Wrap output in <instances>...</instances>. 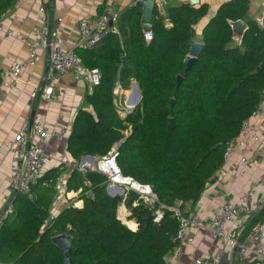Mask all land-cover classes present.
Segmentation results:
<instances>
[{
	"label": "trees",
	"instance_id": "trees-1",
	"mask_svg": "<svg viewBox=\"0 0 264 264\" xmlns=\"http://www.w3.org/2000/svg\"><path fill=\"white\" fill-rule=\"evenodd\" d=\"M15 1L0 0V13ZM247 11V0L222 3L203 27V48L188 68L194 25L206 15L205 4L168 6L166 14L154 7L149 41L140 2L118 13L113 26L118 33L108 31L97 45L75 49L101 78L86 94L88 107L76 112L68 153L76 159L104 155L117 144L122 174L149 184L158 202L195 203L223 164L224 142L239 133L262 100L264 15L261 25L247 21L239 44L229 23L244 19ZM131 80L140 100L121 117L113 89L117 81L127 86ZM60 173L47 170L31 187V197L16 193L12 198V212L0 226V264H62L60 248L52 242L57 234L70 236V264H167L165 256L180 242L172 211L164 208L158 221L146 220L157 203L147 205L134 192L110 196L105 176L90 169L73 171L67 179V190H78L81 205L68 202L50 218ZM122 202L135 229L118 217Z\"/></svg>",
	"mask_w": 264,
	"mask_h": 264
},
{
	"label": "crops",
	"instance_id": "crops-1",
	"mask_svg": "<svg viewBox=\"0 0 264 264\" xmlns=\"http://www.w3.org/2000/svg\"><path fill=\"white\" fill-rule=\"evenodd\" d=\"M228 0H197L194 6L205 4L206 15L201 17L194 25L192 40L203 43L202 29L207 21L217 11L218 7ZM248 11L244 19L247 26L248 20H256L262 23L261 9L264 7V0H247ZM141 0H16L14 5L5 10L9 19L2 23L3 29L10 28L13 36L4 38L0 31V71L9 66L14 59H25L26 48L19 40V36L26 38L34 37L35 27L41 24L38 6L43 3L45 6L44 16L55 24L59 18L58 35L67 42H75L78 37V24L80 20H87L94 25L105 7L116 13L133 6ZM189 3V0H168L167 4L158 10L166 14L168 6ZM190 4V3H189ZM261 20H258V18ZM165 25L170 26L171 22L165 19ZM114 26V22H113ZM234 41L237 38L232 35ZM241 40V39H240ZM46 57L40 51L35 63L32 66L23 68L19 77L14 81L13 86H8L0 76V212L7 202H10L16 192L9 186L11 156L7 146L14 139L23 120H30V113L34 109L32 123H38L48 133H53L49 141L51 157L47 162L46 171L51 168L60 169L59 179L67 183L70 173L67 172L66 164L61 162L60 154L66 152L63 160H81L73 158L67 151V141L71 131L74 117L80 108H87L85 101L89 93L86 85L81 81L72 78L70 72L62 75V80L55 85V95L50 100L38 101L31 105L30 92L44 83L43 73ZM135 82L131 80L127 86L117 81L113 93L114 101L118 102L119 97L128 93L129 86ZM138 89V88H137ZM139 92V91H138ZM254 129L260 134V140L253 143V155L249 160L240 163L242 150L236 151L231 160L222 164L216 171L213 181L208 182L200 196L195 202H176L183 214L187 217L196 216L197 224L188 228V236L191 241H180L170 251L165 260L167 264H197L206 255L219 256V264H264L259 253L264 254V240L255 244L246 239L247 230L254 221L250 215H242L239 222L243 227L240 235L239 245L244 248V254L239 251L233 255L228 254L225 242L213 236L208 229V223L216 213L220 202L223 200H235L253 206L264 197V99L257 105L254 116L251 117ZM45 171V172H46ZM125 195L124 198L127 197ZM74 200V190L62 189L59 183L56 184V193L50 206V218L55 216L68 202ZM81 200H75L74 205L80 206ZM123 206H128L122 202ZM129 215V209L127 216ZM136 228V223H134ZM260 248L256 251V247Z\"/></svg>",
	"mask_w": 264,
	"mask_h": 264
},
{
	"label": "built area",
	"instance_id": "built-area-1",
	"mask_svg": "<svg viewBox=\"0 0 264 264\" xmlns=\"http://www.w3.org/2000/svg\"><path fill=\"white\" fill-rule=\"evenodd\" d=\"M167 2L168 0H154V7L160 10ZM44 10V4L40 3L38 12L41 14V24L35 27L34 37L19 36V40L26 48V58L14 59L9 66L0 71L2 80L7 81L8 86L11 87L23 68L32 66L35 63L38 51L45 55L44 83L30 92L31 105L54 97L55 85L62 80V75L65 72H70L74 80L83 82L87 91L90 92L100 82V71L96 67L89 68L85 66L76 54L75 49L78 47L90 48L97 45L108 31L118 33L116 28L113 26L109 27V21L115 22L118 13L110 10L109 7H105L94 25H90L87 20H80L77 39L73 43L67 42L58 35L60 19L57 18L55 24L50 25V22L44 16ZM263 15L264 7L261 9V16ZM261 18H258V20H261ZM5 19H9L6 11L0 13V31H2L4 38H9L14 34L10 28L3 29L2 23ZM143 36L146 41H149L152 37V32L144 30ZM262 98L264 99V88L262 90ZM139 100L137 92L133 84H131L127 95L119 97L118 102H115L116 110L121 117H124L134 109ZM254 112L250 117L242 121L239 133L228 141L223 154V164L228 163L232 155L238 150H242L239 158L240 163L247 162L249 156L253 155L254 149L252 145L260 140V134L251 123V117L254 116ZM53 135V133H48L38 123L29 124L27 120H23L14 139L7 146L11 156L9 186L16 193L32 196L30 193L31 187L45 173L47 162L51 157L49 141ZM117 153V144H115L106 154L93 156L92 159L63 160L67 153L62 152L60 160L66 164L65 167L68 173L78 171L84 174L91 169L103 174L106 178L105 189L110 196L121 195L124 198L128 192H134L137 198L147 205L153 207L157 203L158 207L153 211L152 218L154 221H158L161 218L164 208L169 209L178 219L177 238L179 241L190 242L192 239L188 236L187 231L191 225L197 224V217L185 216L181 208L176 204L171 206L161 204L149 184L140 183L131 176L122 174L116 162ZM57 179L59 186L62 189H66V183L60 180L59 177ZM87 193L91 194L90 191H87ZM77 194L78 190H74V202L78 199ZM127 210L122 203L118 207V217L125 224L126 222L123 218L127 217ZM11 212L12 203L10 201L5 204L0 212V226ZM242 215L254 217L253 223L247 230L246 239L259 244V242L264 240V197L253 206L240 201L223 200L208 223V229L211 234L225 242L229 255H233L237 251L242 255L244 254V248L239 245L240 235L243 232V227L239 222ZM259 249L257 246L256 251ZM259 254L263 260L264 254ZM197 264H219V256L206 255Z\"/></svg>",
	"mask_w": 264,
	"mask_h": 264
},
{
	"label": "water",
	"instance_id": "water-1",
	"mask_svg": "<svg viewBox=\"0 0 264 264\" xmlns=\"http://www.w3.org/2000/svg\"><path fill=\"white\" fill-rule=\"evenodd\" d=\"M197 0H189L190 4L196 3ZM141 11H142V21H141V27L143 30H150L152 27L151 19L153 16V10H154V0H141ZM232 28V35L237 38V42H240V39L242 38L243 33L247 29L246 23L242 19H238L235 21L229 22ZM113 26V22L109 21V27ZM203 48V43H200L195 40L190 41V47L188 50V54L186 56V68L190 67L196 60L197 54L200 52V50ZM264 66V60L261 63V67ZM182 79V76H177L176 79V88L179 86L180 81ZM133 87L135 88L138 99H140V94L137 89L136 82H133ZM34 115V109L30 113V120L29 124H32V119ZM173 125V119L169 118L168 121V128H171ZM225 144H228V141L224 142ZM84 158L92 159L93 156L90 155H83ZM16 192V191H15ZM153 217V212H149L146 216V220H149ZM52 242L56 244L60 248V252L62 255V264H70V258L68 256V253L71 250L70 245V236L66 234H57L52 237Z\"/></svg>",
	"mask_w": 264,
	"mask_h": 264
},
{
	"label": "bare ground",
	"instance_id": "bare-ground-1",
	"mask_svg": "<svg viewBox=\"0 0 264 264\" xmlns=\"http://www.w3.org/2000/svg\"><path fill=\"white\" fill-rule=\"evenodd\" d=\"M125 222H126V224L128 225V226H130L131 228H134V226H131L132 225V223H134L133 221H131V220H125ZM128 222V223H127ZM135 225V224H134Z\"/></svg>",
	"mask_w": 264,
	"mask_h": 264
},
{
	"label": "rangeland",
	"instance_id": "rangeland-1",
	"mask_svg": "<svg viewBox=\"0 0 264 264\" xmlns=\"http://www.w3.org/2000/svg\"><path fill=\"white\" fill-rule=\"evenodd\" d=\"M129 87H130V86H129ZM127 211H128V210H127ZM121 218H122V217H121ZM123 219H124V221L127 220V218H123ZM127 223H128V222H127ZM131 226H134V223H132Z\"/></svg>",
	"mask_w": 264,
	"mask_h": 264
}]
</instances>
